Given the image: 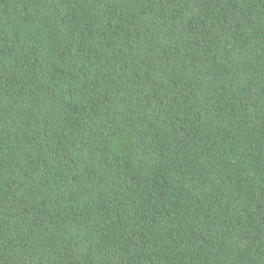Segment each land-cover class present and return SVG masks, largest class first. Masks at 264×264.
Returning a JSON list of instances; mask_svg holds the SVG:
<instances>
[{
    "label": "trees",
    "instance_id": "trees-1",
    "mask_svg": "<svg viewBox=\"0 0 264 264\" xmlns=\"http://www.w3.org/2000/svg\"><path fill=\"white\" fill-rule=\"evenodd\" d=\"M0 264H264V0H0Z\"/></svg>",
    "mask_w": 264,
    "mask_h": 264
}]
</instances>
